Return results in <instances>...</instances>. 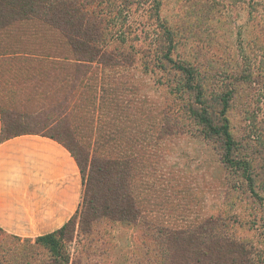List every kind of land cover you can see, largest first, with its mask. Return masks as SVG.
Listing matches in <instances>:
<instances>
[{
    "label": "rangeland",
    "instance_id": "374dc122",
    "mask_svg": "<svg viewBox=\"0 0 264 264\" xmlns=\"http://www.w3.org/2000/svg\"><path fill=\"white\" fill-rule=\"evenodd\" d=\"M99 1L106 2L103 9L111 13L104 42H109L111 50L130 52L133 62L129 66L105 69L95 64L92 74L76 80L74 71L61 62L36 56L58 48V37L50 43V32L33 23H18L13 31L0 32V106L9 129L6 135L40 133L60 139L80 160L91 200L86 214L83 201L73 224L54 236L56 247L0 229V264H164L170 232L195 234L215 217L223 220V232L260 246L264 208L251 196L241 175L222 163V144L205 140L187 116L184 108L193 95L171 91L170 86L183 84V77L155 67L158 54L154 52L164 35L162 24L173 30L187 23L193 0ZM220 2L224 5L228 0ZM229 19L234 25L223 29L218 19L213 23L219 30L218 46L203 44L197 53L196 43H188L190 36L185 34L187 41L178 45L174 58L190 63L198 58L208 66L210 78L225 70L230 51L240 56L234 29L245 20L240 5ZM200 36L208 42L204 32ZM219 50L222 53H216ZM218 81L210 80L209 90H219ZM262 89L241 84L228 114L235 138L248 149L243 153L246 156L261 151L259 145H263L249 139L264 134ZM167 113V118L180 117L177 122L187 132L161 140L158 132ZM253 113L259 123L255 126L246 120ZM125 148L133 152L128 156L131 176L126 181L135 213L130 221L100 218L91 206L98 205L104 195V181L93 162L101 165Z\"/></svg>",
    "mask_w": 264,
    "mask_h": 264
},
{
    "label": "trees",
    "instance_id": "16d2710c",
    "mask_svg": "<svg viewBox=\"0 0 264 264\" xmlns=\"http://www.w3.org/2000/svg\"><path fill=\"white\" fill-rule=\"evenodd\" d=\"M154 1L160 3L159 0ZM105 5L108 4L99 0H0V32L9 29L13 31L18 23L39 25L45 32H50V43H54L55 37H58L59 47L50 48L45 54L36 56L51 63L61 62L63 66L74 71L76 80L80 75L86 78L92 74L95 64L111 69L129 66V62H133L130 52L111 50L109 42H104L111 21L108 19L111 13L103 9ZM238 5L245 13L242 24L234 26L240 56L236 57L230 51L226 69L217 72L213 77L219 79L217 85L221 81L220 92L216 94L219 90H209V81L213 78L207 75L208 66L205 63L198 58H195L193 63L178 60L174 55L178 45L186 43L187 38L182 36L185 34L190 36L188 43H196L197 53L203 44H220L217 38L219 30L213 27V23L217 19V22L221 21V29L233 24L229 16L238 10ZM191 20L193 21L190 22ZM162 28L163 40L157 49L160 51L154 49V53L158 54L154 57L157 61L155 67L158 66L164 72L175 71L183 77V84L170 86L171 91L176 94H188L190 98L193 95V101L184 108L187 110V116L199 127L205 140L219 141L222 144V163L241 175L251 196L264 208V134L253 136V139L249 136L256 145L258 140L263 143L259 145L261 151L251 150V156L243 155L248 149L235 138L233 123L228 115L239 95L238 88L241 84L261 85V91L264 92V0H228L224 5L220 0H193V11L187 23L173 30L165 24H162ZM202 32L209 37L208 42H204L200 36ZM113 36L110 37L111 40ZM116 41L124 43L118 38ZM224 49L229 50L228 47ZM218 52L222 53L221 50L216 53ZM146 67L145 69H148V66ZM167 115L168 113L158 132L161 140L172 139L187 132L184 125L177 122L176 118L181 120L180 117L167 118ZM255 115H251V120L246 118L253 126L259 124ZM3 120L5 138L22 135L11 132L6 135L9 129L4 114ZM49 137L65 145L60 139ZM127 149H121L119 156L114 159H104L101 165H96L99 162H93L98 171V174H95L102 176L104 181V195H100L98 205L91 206L100 218L106 217L119 222L130 221L135 213L130 184L126 181V178L129 180L131 176V166L128 165L131 161L128 156H132L133 152ZM256 154L259 156L254 157ZM76 160L83 173L80 160ZM127 166L130 168L129 176ZM113 175L116 178L111 180ZM83 201L87 206L84 211L86 214L89 204L91 205L88 190L84 191ZM221 222V218H211L195 234L170 232L165 242L169 250L168 260L164 264H264V241L257 246L235 233L223 232L220 230L223 227ZM72 224L73 219L58 232L39 237L36 241L56 247L54 236L61 234ZM260 224L261 235L264 237V217Z\"/></svg>",
    "mask_w": 264,
    "mask_h": 264
},
{
    "label": "crops",
    "instance_id": "0c3cea01",
    "mask_svg": "<svg viewBox=\"0 0 264 264\" xmlns=\"http://www.w3.org/2000/svg\"><path fill=\"white\" fill-rule=\"evenodd\" d=\"M84 177L71 151L40 133L5 138L0 106V229L36 240L64 228L79 212Z\"/></svg>",
    "mask_w": 264,
    "mask_h": 264
}]
</instances>
